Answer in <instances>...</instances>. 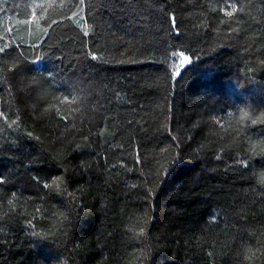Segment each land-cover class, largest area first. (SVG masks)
<instances>
[{
	"label": "trees",
	"instance_id": "16d2710c",
	"mask_svg": "<svg viewBox=\"0 0 264 264\" xmlns=\"http://www.w3.org/2000/svg\"><path fill=\"white\" fill-rule=\"evenodd\" d=\"M0 48V264H264V0H0Z\"/></svg>",
	"mask_w": 264,
	"mask_h": 264
},
{
	"label": "snow or ice",
	"instance_id": "6c2138e0",
	"mask_svg": "<svg viewBox=\"0 0 264 264\" xmlns=\"http://www.w3.org/2000/svg\"><path fill=\"white\" fill-rule=\"evenodd\" d=\"M79 3L80 4H83V0H79ZM43 7V6H41ZM236 9L235 7L232 8V11L231 12H228L227 14L229 16L232 15L233 12H235ZM36 18V8H32V15L28 18V21L26 22H30L31 20H34ZM169 21L173 27V30L177 32V35L179 34L178 31L175 29V17L174 15H169ZM88 33H85V36H87ZM4 49L3 48H0V52H3ZM173 56H177L176 53H172ZM178 57L182 58V59H179V65L180 66H183V69L185 68V66L189 65L190 63H192V58L188 55H185V53L183 51L179 52L178 53ZM92 59H97L96 55L93 53L92 56H91ZM40 60V57H37V61ZM181 68L180 67H177L176 71L174 72V75L176 77H180L181 76ZM244 115H247V113H244Z\"/></svg>",
	"mask_w": 264,
	"mask_h": 264
},
{
	"label": "bare ground",
	"instance_id": "6f19581e",
	"mask_svg": "<svg viewBox=\"0 0 264 264\" xmlns=\"http://www.w3.org/2000/svg\"><path fill=\"white\" fill-rule=\"evenodd\" d=\"M205 69L207 70V68H205ZM209 70H211V69H209ZM209 70H208V73L210 72ZM259 89H260V88H259Z\"/></svg>",
	"mask_w": 264,
	"mask_h": 264
}]
</instances>
